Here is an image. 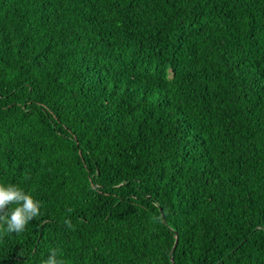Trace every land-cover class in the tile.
Returning <instances> with one entry per match:
<instances>
[{"label": "trees", "instance_id": "1", "mask_svg": "<svg viewBox=\"0 0 264 264\" xmlns=\"http://www.w3.org/2000/svg\"><path fill=\"white\" fill-rule=\"evenodd\" d=\"M0 182V264H264V0H0Z\"/></svg>", "mask_w": 264, "mask_h": 264}, {"label": "clouds", "instance_id": "2", "mask_svg": "<svg viewBox=\"0 0 264 264\" xmlns=\"http://www.w3.org/2000/svg\"><path fill=\"white\" fill-rule=\"evenodd\" d=\"M39 211L40 201L30 191L17 184L0 182V231L22 232ZM40 264H61V261L50 251Z\"/></svg>", "mask_w": 264, "mask_h": 264}]
</instances>
